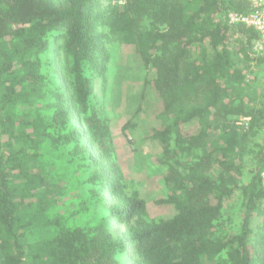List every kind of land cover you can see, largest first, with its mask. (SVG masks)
Segmentation results:
<instances>
[{
    "label": "trees",
    "instance_id": "16d2710c",
    "mask_svg": "<svg viewBox=\"0 0 264 264\" xmlns=\"http://www.w3.org/2000/svg\"><path fill=\"white\" fill-rule=\"evenodd\" d=\"M101 1L0 0V264H264V87L249 79L264 57L258 32L228 19L249 1ZM106 38L146 70L140 125L158 161L170 160L157 201L173 205L171 217L145 219L146 199L125 191L113 156L116 124L92 110ZM57 182L74 201L50 199ZM36 227L46 234L26 240Z\"/></svg>",
    "mask_w": 264,
    "mask_h": 264
},
{
    "label": "rangeland",
    "instance_id": "374dc122",
    "mask_svg": "<svg viewBox=\"0 0 264 264\" xmlns=\"http://www.w3.org/2000/svg\"><path fill=\"white\" fill-rule=\"evenodd\" d=\"M114 2L116 0H113L111 3L113 4ZM100 3L103 7L107 4L105 0ZM103 45L108 55L107 67L102 73H99L97 70L90 74L94 87L92 110L100 117H109L110 121L116 124V127H113L110 132L114 141L113 156L117 163L118 171H121L124 176L125 191L130 194L133 191L140 190V194L146 199L145 219L152 220L171 217L175 212L173 205L163 204L157 201L159 197L164 195L166 190L162 175L166 171L169 159L166 158L165 163L158 161L160 155L158 152L156 153L157 150L153 146V139L142 133L140 125L141 121L146 117L143 110L147 107V102L146 100L144 102L141 100L142 94L147 93L142 85L146 70H140L138 65L131 62L133 53L130 47L122 48L117 41L112 39L108 40L107 38L104 39ZM126 65H130L131 67L125 69ZM123 67L121 90L122 97L125 99V106L123 105L124 107L120 112L115 113L111 109L110 90L113 85L115 73ZM251 69L254 73L250 75L249 79L255 88H259L258 93L260 94L264 87V64L257 66L252 63ZM148 98L151 100V95ZM141 104L142 110L140 107ZM158 106H161L160 100H158ZM137 109L140 110L135 113L136 115L131 117ZM128 120L130 121L129 126L123 131L122 127ZM149 123L150 125L159 127L161 121L156 116L150 118ZM242 123L245 125V121ZM131 124L135 125L133 129L130 128ZM196 127V120H192L184 126L189 131L196 130ZM258 137L262 138V136ZM185 157V154H179L175 156V160L179 162L184 161ZM51 191L54 194H61L62 199H64L63 202L67 201V203L72 200L74 201L71 197L76 196L72 187L63 183L60 184L59 182L53 186V190L47 191L50 199L53 200L52 196H50ZM108 204L109 201L105 202L103 207H107ZM238 206V201H232L229 205V212L234 222H237L239 219ZM259 222V229H256L258 231L256 239L264 243V213L260 216ZM45 234V227H36L26 232L25 239L35 241Z\"/></svg>",
    "mask_w": 264,
    "mask_h": 264
},
{
    "label": "built area",
    "instance_id": "2783aa9c",
    "mask_svg": "<svg viewBox=\"0 0 264 264\" xmlns=\"http://www.w3.org/2000/svg\"><path fill=\"white\" fill-rule=\"evenodd\" d=\"M248 1L251 6L248 13L230 12L228 19L231 22L244 23L258 32V37L253 43V51L255 55H262L264 57V0Z\"/></svg>",
    "mask_w": 264,
    "mask_h": 264
}]
</instances>
